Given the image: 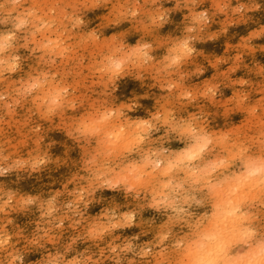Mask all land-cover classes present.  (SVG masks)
<instances>
[{
  "label": "clouds",
  "instance_id": "obj_1",
  "mask_svg": "<svg viewBox=\"0 0 264 264\" xmlns=\"http://www.w3.org/2000/svg\"><path fill=\"white\" fill-rule=\"evenodd\" d=\"M261 39L264 0H0V264H264Z\"/></svg>",
  "mask_w": 264,
  "mask_h": 264
},
{
  "label": "rangeland",
  "instance_id": "obj_2",
  "mask_svg": "<svg viewBox=\"0 0 264 264\" xmlns=\"http://www.w3.org/2000/svg\"><path fill=\"white\" fill-rule=\"evenodd\" d=\"M247 30L248 29H246L245 27L241 26L240 28L233 29L232 31L237 32L239 35H245V34H247ZM239 35H237L236 37H234L231 42L232 43H235L238 40ZM224 43H225V38H221L215 44L209 43L208 45H206L205 46V50L208 53H215L217 55L222 54L223 53V50H224ZM232 43H229V44H227L225 46V51L231 50L233 47H239V45H234ZM256 43H258V44H264V39L258 40V41H256ZM254 51H255L254 49H250L249 50V54H252ZM237 55H239V54H237ZM256 58L259 59L261 62H264V53H259L258 52ZM221 59H223L222 56H217L216 57V60L217 61H219ZM208 74H211V70L209 71ZM224 75H226V73H224ZM228 94H230V91L229 90H226V95H228Z\"/></svg>",
  "mask_w": 264,
  "mask_h": 264
}]
</instances>
